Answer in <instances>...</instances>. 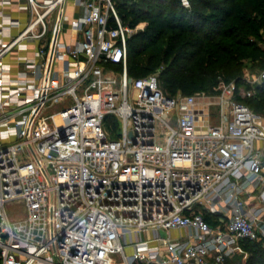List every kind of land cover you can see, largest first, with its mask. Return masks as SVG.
Masks as SVG:
<instances>
[{"label":"built area","instance_id":"obj_1","mask_svg":"<svg viewBox=\"0 0 264 264\" xmlns=\"http://www.w3.org/2000/svg\"><path fill=\"white\" fill-rule=\"evenodd\" d=\"M26 1L0 48V264H226L264 242V116L244 102L264 70L249 89L170 95L157 73L129 75L114 0H76L73 44L67 0ZM53 15L10 81L4 55Z\"/></svg>","mask_w":264,"mask_h":264},{"label":"trees","instance_id":"obj_2","mask_svg":"<svg viewBox=\"0 0 264 264\" xmlns=\"http://www.w3.org/2000/svg\"><path fill=\"white\" fill-rule=\"evenodd\" d=\"M195 1L213 13L204 15L194 3L191 12L185 8L178 11L176 0H170L168 5L159 6L152 13L144 11L145 6L152 10L156 8L151 2H142L141 6L133 2L123 7L126 16H137L139 22L144 14L148 20L145 30L133 37L135 41L129 39L128 42L131 77H145L163 67L160 79L166 92L192 95L213 93L220 79L227 83L235 80L242 86L245 62H252L260 71L264 70L260 21L264 16V0H219L217 4L208 0ZM116 8L124 18L118 6ZM136 23L131 17L127 24L133 26ZM210 23L214 27L204 29ZM244 102L257 113H264V81L256 85L255 94ZM242 246L253 253L264 248V242L244 241ZM252 259L248 264H253Z\"/></svg>","mask_w":264,"mask_h":264},{"label":"crops","instance_id":"obj_3","mask_svg":"<svg viewBox=\"0 0 264 264\" xmlns=\"http://www.w3.org/2000/svg\"><path fill=\"white\" fill-rule=\"evenodd\" d=\"M46 0H41L45 2ZM83 1V0H81ZM82 14V3L76 0H67L65 5V21L62 23L60 39L73 44L77 35L71 30L69 24L73 18ZM29 18L28 4L26 0H0V48L12 43L13 40L23 31ZM55 15L49 27V32L42 40H24L16 43L3 57L2 64L8 68L6 75L8 79H16L17 75L23 71V62L36 59L37 52L41 45L47 43L54 28ZM18 22L12 25L9 22Z\"/></svg>","mask_w":264,"mask_h":264},{"label":"rangeland","instance_id":"obj_4","mask_svg":"<svg viewBox=\"0 0 264 264\" xmlns=\"http://www.w3.org/2000/svg\"><path fill=\"white\" fill-rule=\"evenodd\" d=\"M153 1H155L156 3H152ZM211 1V3L213 4H217L219 2V0H208ZM115 5L118 6V10L123 13V16H125L124 18H122L123 22L131 27L132 29H134V32L131 34L130 37V42L131 41H135L134 40V36L137 35L138 33L142 32L145 30V28L148 26V20L145 19L144 14L141 15L142 20L138 22L139 18L137 16H126V11L123 9V7H126V5H130L133 2H137L138 6H141L142 2H151V4L153 5V7L155 9H148L145 6V10L146 13H152L155 12L156 9L159 8V6L162 5H168L170 0H114ZM177 4H178V11L179 8H185L186 10H188L189 12H191V10H193L192 4L194 3L196 6V9H198V11H201L204 15H209L211 13H213L211 10L205 9L200 7L199 3H197L195 0H176ZM121 5H125V6H121ZM195 10V9H194ZM131 17H133L134 22H137L135 25L130 26L127 23H129ZM261 35L264 41V16H261ZM202 26V24H200V27ZM210 27H214V24L210 23V24H206L204 29H208ZM216 27V26H215ZM250 39H253V37H251ZM264 47V44H263ZM162 70L163 67H160L159 69H156L153 73H157L160 77L162 74ZM259 68L257 67L256 64L252 63V62H245L242 66V81H245L244 84L242 85L243 87H246L247 85H249V83L246 81V79H249L253 76H257L259 74ZM152 74V73H151ZM219 82H225L227 83V81H225L224 79H220ZM218 82V83H219ZM231 82H235V80H231L229 81ZM163 85V84H162ZM209 93V92H208ZM178 94H183L182 92H179ZM262 115L264 116V113L261 112ZM19 205H16L15 207L10 208L9 210V214L11 216H15V214H18L20 211V214H23V209L22 207L18 208ZM161 236H165V233L162 232ZM174 236V234H173ZM145 236H143V238H145ZM129 249L126 250L127 253H129ZM254 256V258H253ZM253 258V259H252ZM253 260V264H264V248L260 249V250H255L252 252L250 251H245L244 249L238 253V255H236L229 263L227 264H248L249 260Z\"/></svg>","mask_w":264,"mask_h":264}]
</instances>
